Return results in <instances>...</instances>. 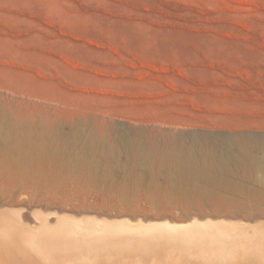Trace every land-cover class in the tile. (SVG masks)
<instances>
[{
	"label": "rangeland",
	"instance_id": "1",
	"mask_svg": "<svg viewBox=\"0 0 264 264\" xmlns=\"http://www.w3.org/2000/svg\"><path fill=\"white\" fill-rule=\"evenodd\" d=\"M39 210L119 241L66 264L264 223V0H0V212L36 233Z\"/></svg>",
	"mask_w": 264,
	"mask_h": 264
},
{
	"label": "bare ground",
	"instance_id": "2",
	"mask_svg": "<svg viewBox=\"0 0 264 264\" xmlns=\"http://www.w3.org/2000/svg\"><path fill=\"white\" fill-rule=\"evenodd\" d=\"M7 150H8L9 153H13L15 151V149L13 147H9V148H7ZM39 211L40 212H38L37 216L39 217V220H41L40 222L42 223V225H41L39 231L36 232L37 234L32 230L35 233V235H33V236L31 234V232H32L31 228H29L27 226H24V224L21 222L20 219H14V218H17L16 216L10 215V213H8V212L7 213L0 212V247L2 249V250L0 249V252L4 255V260L3 261H5V260L9 261L10 260L11 262H13V264L14 263L23 264V262H26V264H66V258L65 257L63 258L62 255H64V254H69V255L73 254L74 255L76 252L79 253L80 250L78 251V247H81L82 253H84L86 251V250L83 251V248L87 249L86 252L89 253L88 248H90L92 246L97 248V247H100V246L101 247H103V246L105 247L106 245H108L109 247H111L110 246L111 244L114 245L117 242H119V241L116 240V238H114L112 241L109 242V238L111 240V238L116 237L115 235L113 236V234H111L112 229L111 230H109V229L106 230L107 228L104 227L103 224H102V226L98 224L99 226L104 227V228H102V230L100 229L99 230L100 232H97L98 229H96V227H93V226H95L94 224H92V226H89L88 224H86L90 220V219L88 220L87 218L86 219L88 221L86 223H84V222L81 223V221H83V220L79 219L80 220L79 221L77 219L76 221H71L70 219H67L66 218L67 216L65 215L66 217H60L59 225L57 226V229H52V228L48 227L49 222L47 223L48 220L45 219V216L43 217V214L41 213V210H39ZM61 213H64V212H61ZM12 214H15V213H12ZM56 214H58V213H56ZM74 216H75V214H74ZM91 218H92V221H93V217L92 216H91ZM95 219L97 220V218H95ZM125 219H127V218H125ZM125 219L123 221H125ZM109 220H107V221H109ZM118 220H119V218L117 219V221ZM120 220L122 221V219H120ZM196 220H195V223H194V227H196L197 224H201L203 226L202 223H203L204 220H202V222L198 221V220L196 222ZM98 221H96V223ZM223 221L225 222V219ZM127 222L131 223L130 220L127 221ZM127 222H125V223L127 224ZM224 222H220L217 219V223L216 224L217 225L221 224V223L223 224ZM125 223L123 222V225ZM167 223L169 224L170 222H165L163 224L164 226L161 225V227L163 226L162 229L165 227V224H167ZM205 223H208V222H205ZM213 223L215 225V222H213ZM260 223L259 224L256 223V225L253 224L254 225L253 229L248 227V228L251 229V230L249 229L251 231L250 234L249 233H244L246 236L249 234L248 237H245V235L242 234V232H246V231H242V229L246 230L245 228L238 227L237 224L229 225V227L231 228V230H229V231L233 232V234H234L233 236H236L238 238V240L235 242L233 247H230V248L226 247L225 248V246L224 247H220L219 246L220 248L218 247L216 252L212 253L210 251V253H212L211 256H210V253H209V249H207L208 251L207 250L202 251L203 248L206 247V246H202V244L199 246L200 248L202 246V250L200 249L201 252H199L196 249V251L199 252V253H197L195 251V249H194V251L191 250V249L188 250V251H187V249H182V247H180L179 244L178 245H169V244L166 245L163 242H162L163 244H161V243L157 244L156 242L155 243L153 242L154 244H156V246L154 244H151L153 246H149V244H145L147 242L148 243L150 242V240H148L145 243H142V241H140V243L133 244L134 245L133 247L130 246L128 249H126V252L131 253L133 255H136V257L118 258V259H114V260L113 259H108L105 263L111 262V263L114 264L116 261H121L122 260L123 262H126L128 264H132L134 262H135V264H161V263L162 264H167V263L168 264H177V263H175L176 261H174L172 258L169 257V255L170 254L173 255V252L174 253L177 252L179 254H180V252H183L184 254H187L186 255L187 257L184 256L185 258L180 259L179 260V262H181L180 264H203L204 262L207 263L209 261H212V262H210V264H212L216 260L220 261L219 259H222V261L229 260V262H231L233 264H235V263L236 264H263V259H264V223H262V222H260ZM138 224L139 223H137V226L136 225H134V226L138 227ZM140 224L142 225V222ZM156 224H157V222H156ZM160 224H162V222ZM160 224H158V225H160ZM175 224H177V223H175ZM184 224H182V226H180V227H184ZM246 224H247V222H246ZM98 225H97V227H98ZM146 225L144 226L145 228L143 227L144 231L146 229ZM209 225H210L211 228L214 227V225H212V222H210ZM129 226L127 227V225H126L125 228H130ZM172 226L173 225H171V227H170V224L168 225V227H170L171 229H172ZM178 226L179 225H177V227ZM199 226L197 225L198 228H199ZM205 226H207V225H205ZM246 226H248V225H246ZM249 226H251V225H249ZM135 227L133 228L131 226V229L135 230L136 229ZM155 227H156L157 230L161 229L160 226H158V227L155 226ZM168 227H166V228L168 229ZM177 227L175 226L176 229H178V228L180 229V227H178V228ZM194 227H192V228H194ZM215 227H216V225H215ZM37 228H39V227H37ZM141 228H142V226L140 227V229L139 228H137V229L141 230ZM158 228H160V229H158ZM217 228H216V230H217ZM179 229H178V231H179ZM206 229H207V227H206ZM128 230H130V229H128ZM154 230H155V228H154ZM226 230L227 229L224 230V228H223V231H225V233L228 232ZM146 231H148V230H146ZM235 231H236V234L234 233ZM133 232H135V231H133ZM149 232H150V230H149ZM113 233H116V232H113ZM219 233H221V235H222L221 230H220ZM225 233L223 235H225ZM148 234L149 233H147V235ZM155 234H153V235L154 236L158 235V232H157L156 235ZM159 234H160V232H159ZM230 234L232 235V233H230ZM126 235H128V234L126 233ZM145 235H146V232H145ZM187 235L190 236L191 238H196V239L198 238V236L196 234H191L190 233V234H187ZM206 235H208V233ZM209 236H212V235L209 234ZM227 236H230V235L228 234ZM152 237H150V239ZM169 237L172 238L173 236H169ZM132 238H134L133 235H132ZM137 238L141 239V237L139 238L138 236H137ZM137 238H135V239H137ZM164 238H166V237H164ZM220 238H221V236H220ZM232 238H230V239H232ZM125 239H126V237H125ZM129 239H131L130 236H129V238L127 240L129 241ZM153 239H155V238H153ZM180 239H183V238H180ZM187 239H189V238H187ZM131 240H133V239H131ZM146 240L147 239L145 238V241ZM169 240H170V238H169ZM170 241H173V240H170ZM210 241H212V240H210ZM230 241H233V240H230ZM134 242H136V241H134ZM184 243H185V245L188 244L186 240H185ZM121 244L119 246H121ZM205 244H207L206 241H205ZM6 246H9L11 248V249H9L10 251L9 250L6 251V250H4V248H2V247H6ZM126 246H127V244L125 245V248H126ZM122 247H123V244H122ZM199 247H197V248L199 249ZM116 248H118V247H116ZM194 248H196L195 245H194ZM216 248H217V246L215 247V249ZM204 249H206V248H204ZM215 249H214V251H215ZM123 251H125V250L123 249ZM161 252L164 254L165 257H160V255H161L160 253ZM6 253H8V254L10 253L11 254V256L9 254L10 258L7 257L8 255ZM99 253H100V251H99ZM189 254H192L193 256L196 255V256L191 258L190 256H188ZM70 257H71V255H70ZM82 258H84V256H82ZM163 258H165V259H163ZM70 259H72V258H70ZM85 259L83 261H85ZM104 259H101V260H104ZM1 260H2V258L0 257V261ZM99 260H100V258H99ZM207 264H209V263H207ZM214 264H217V262L214 263ZM219 264H221V263L219 262ZM222 264H225V263H222Z\"/></svg>",
	"mask_w": 264,
	"mask_h": 264
}]
</instances>
